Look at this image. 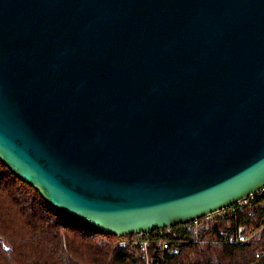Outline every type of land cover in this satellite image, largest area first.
<instances>
[{
    "label": "water",
    "instance_id": "obj_1",
    "mask_svg": "<svg viewBox=\"0 0 264 264\" xmlns=\"http://www.w3.org/2000/svg\"><path fill=\"white\" fill-rule=\"evenodd\" d=\"M0 161L116 236L264 186V0H0Z\"/></svg>",
    "mask_w": 264,
    "mask_h": 264
},
{
    "label": "trees",
    "instance_id": "obj_2",
    "mask_svg": "<svg viewBox=\"0 0 264 264\" xmlns=\"http://www.w3.org/2000/svg\"><path fill=\"white\" fill-rule=\"evenodd\" d=\"M260 216V208L250 212L245 207L196 229L172 226L164 237L175 250L156 254L154 264H262L264 231L249 243L233 244L226 227H257ZM127 236L105 234L62 216L0 161V264H144L139 248L119 243Z\"/></svg>",
    "mask_w": 264,
    "mask_h": 264
},
{
    "label": "built area",
    "instance_id": "obj_3",
    "mask_svg": "<svg viewBox=\"0 0 264 264\" xmlns=\"http://www.w3.org/2000/svg\"><path fill=\"white\" fill-rule=\"evenodd\" d=\"M245 207L250 208V212H254V210L259 208L261 209V216L257 227H248L242 224H236L232 227L231 224L228 223L226 227L230 229L231 232L228 234L227 240L233 244L249 243L258 238L264 231V186L242 197L231 205L179 225L184 228L196 229L213 221L234 216ZM171 232L172 226L152 231L137 232L128 234L127 238L121 239L119 243L128 244L131 250L139 248V256L144 264H154L156 254L162 251L171 253L175 250L169 239L164 237V235L171 234ZM149 246H152V253L148 250ZM259 255V253L256 254V256Z\"/></svg>",
    "mask_w": 264,
    "mask_h": 264
},
{
    "label": "rangeland",
    "instance_id": "obj_4",
    "mask_svg": "<svg viewBox=\"0 0 264 264\" xmlns=\"http://www.w3.org/2000/svg\"><path fill=\"white\" fill-rule=\"evenodd\" d=\"M261 262H263L262 264H264V258L262 259V261Z\"/></svg>",
    "mask_w": 264,
    "mask_h": 264
}]
</instances>
